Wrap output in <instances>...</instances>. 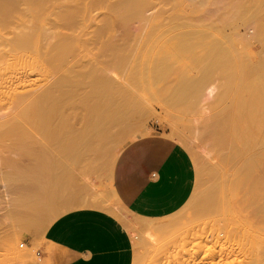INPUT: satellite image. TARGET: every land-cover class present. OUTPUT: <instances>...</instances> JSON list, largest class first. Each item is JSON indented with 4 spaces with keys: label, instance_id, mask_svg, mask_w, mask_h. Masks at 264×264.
<instances>
[{
    "label": "rangeland",
    "instance_id": "1",
    "mask_svg": "<svg viewBox=\"0 0 264 264\" xmlns=\"http://www.w3.org/2000/svg\"><path fill=\"white\" fill-rule=\"evenodd\" d=\"M33 1L35 0H24L25 3H23L22 0H17V2L14 3V7L17 9L18 14H21L20 16L25 18H23L24 21L22 17H20L21 21H24V24L21 23V25L17 26L12 23V25L9 24V26H6L3 30V44H0V51H3V53L5 52V54L7 53L5 56L6 58H4L7 60L0 65V121L3 120V116L5 120V115L9 116L8 114L10 113H16L17 108L14 107V102L16 101L17 95L31 93L30 96H35L53 83L59 74L56 68L50 66L48 61L38 54H25L13 60V55L10 54L12 46L9 44V41L14 38L21 27L26 26V28H29L33 32L42 31L51 34V43H48L46 48L54 44V42L58 40L60 34L80 37L82 42L81 46L78 47L79 49H77V52L69 59V63L76 64L75 69L77 70L79 67L81 68V66L78 67L77 64H81L82 66L84 64L85 67H90V65L98 64L100 61V63L111 61L113 59V54L110 51L109 45L112 43L125 49L129 63H133V61L137 60L141 70L145 68L144 62H147V79L144 78L140 80V84L142 83L140 88L142 89L139 88L136 92L133 91L135 96L140 99L142 98L141 100L146 104L149 110L145 113L147 117L144 116L143 124L141 123L143 134L141 136L136 135L125 145L119 146L115 159L111 162H106V166H101L100 170H98V167L104 158L106 147L99 148L96 155H94L88 163L85 161L82 164H76L71 160H67V163L70 164L73 169L77 167L74 169L75 171L79 168L77 170L79 177L78 184L79 187H83L82 189H84V192L82 193L86 192L85 194L90 204L72 205L62 211V213L74 207L93 205L92 202L98 199H102L101 205L94 206H103V203L106 202L109 196L108 192L103 188L104 181L109 177L111 167L123 149L140 137H168L183 145L190 154L193 162L195 182L189 200L191 199L194 189L198 187V184L206 188L211 181V177H207L206 173L204 174V172L199 171L200 163L205 162L207 165L217 169L219 173L217 178L218 182L221 185L224 184L223 191H225V193L227 192V195L223 194L221 196L222 199L224 195L226 196V199H221L222 202L226 200V204L223 202V209H221V207L217 212L207 215L204 214L206 216L201 215L193 218L194 216L190 215V218L184 219L175 229L169 233H163L164 235H162V233H160V235L158 231L156 232V230L153 229L141 228L140 223L144 221H164L175 217L183 211L189 200L177 212L161 220L139 218L132 220L126 215H123L121 210L116 206H106L113 213L121 217L122 220L136 232L134 234L137 257L136 263L264 264V260L260 261V256H258L260 252L255 250V248H258L259 244H261V239L256 240L258 244L255 243V241L254 243H248L251 238L248 237L247 240V236L249 235L245 232L246 228H248L254 232H261L264 234V230L249 224L247 225V223L244 224L246 218L243 217V208H240L241 206L239 207V196L238 193L234 191L233 187V183L240 173V161H238V157H235L236 149L241 148L243 142L235 138L223 146L215 143L217 134L214 132L213 127L218 111V90L209 94L205 87L201 86L199 88L202 78L206 75L210 78L213 77V71L210 69V66L213 65L216 56L222 59L228 57L232 66L231 72L234 77H239L246 68V66L241 63L242 60L237 58L238 49L245 53L253 49L254 51H258L261 56L260 49L262 44L259 43V41H250L252 34L251 27H253V25L251 24L250 27L248 26L250 25L249 18L246 16L239 17L232 10L228 12L226 10L219 11L218 9H221L222 6L217 8L218 5H214L212 2L207 3V5L205 3L200 7L199 4H197L198 0H182L183 2L179 0H148L151 4L145 9L144 16L141 18L136 17L135 19L131 18V20L126 19L127 21L122 19L123 12L118 6V3L123 0H101V3H97L94 6H91L92 0H47L48 2L45 1V3H41V6L44 5L43 7L40 6V2L38 3L37 0L35 2ZM77 1L82 5L79 3L77 5ZM227 1L228 0H223L222 2L221 0L222 4L225 2L223 4L224 6L227 4ZM46 4L48 7H46ZM37 7H41V10H38L40 12L37 11ZM80 7L82 8L80 9ZM180 7H182V9ZM43 8L45 12H43ZM76 8L78 9L76 10ZM216 8L219 12L215 13V15L214 11H217ZM18 9L21 11L20 13ZM66 10L68 11L66 12ZM117 10H120L121 13ZM208 10H213L209 11V13H213V20H215L214 15L217 16L218 14V16H220V12L225 13L221 15V21L217 25V31L212 32L187 27H173V29L161 40L149 43L150 38L156 36L155 21L152 20L154 17H162L159 22H163L164 24L168 21L170 22L172 16L177 15L178 17L176 16V19L173 17L172 21L181 23L184 19H182V13L188 12L190 14L195 12V14L198 15L203 13L206 17V15H208ZM73 11H75V13L77 12L76 15H71L70 12L74 13ZM68 12L70 13L68 16L71 19V16H73L76 22H73V19H68L69 22H73L74 24L72 23L73 25L70 24L66 26L64 19ZM77 14L80 15L78 16ZM260 21L264 23V16ZM255 24L258 25L259 23ZM146 49L150 50V54L147 57L142 53L140 54L141 51ZM9 55L11 59H8L10 58ZM247 58H249L248 54ZM142 63H144V66H142ZM126 70L128 71V68L108 66L106 71L117 84L120 83V85L118 84L120 87L127 88V84L126 87H124L123 83H126V81L130 82L131 77L125 74L127 72ZM116 74H118L120 78L115 76ZM139 78H143V74H140ZM222 82L223 79H219L215 84L219 86ZM212 83H214V80H212ZM140 93H142V95ZM81 122L79 118H73L72 120V123L77 127L81 126ZM148 128L147 134L146 130ZM242 131H244V129H242ZM254 136L257 137V141L253 148H250V152L256 151L261 143L264 142V126L259 132L255 129ZM2 141H0V146L5 147H0V264H36L38 259L37 253L34 247H30L28 239L32 237L36 239L41 233H35L32 226V228L29 227L31 228L30 230L29 228H24L25 230L23 231L20 222L21 215L19 216L16 212L20 207L18 204L22 185L20 183L22 182L19 179L10 180L13 181L10 182L8 181V176H6L14 169L13 165L6 161L7 159L10 158L16 161L19 167L23 165L29 166L31 164L30 161L34 162L35 160L34 156L32 157L35 151L30 152L31 154L28 152L31 155L28 156L27 150L30 149H23L24 153L22 152L23 154L20 153L18 156L19 151L16 152V150L13 151L7 148L6 144L8 142L10 143V141L7 140V143H5L6 141ZM113 141L114 140L111 139L108 145H113ZM186 142L188 146H190L189 148L186 146ZM5 149H8V151H5ZM10 151L11 153L9 154ZM193 151L195 153H193ZM2 152L3 154H7L8 158H5L4 156L6 155H3ZM15 152L16 154H14ZM193 154H197L196 157L199 156V159L201 158L200 160L202 161L200 162L198 157L196 161ZM19 161L22 162L20 163ZM196 162L199 165H197ZM4 176H6L7 179L4 178ZM97 177L100 182L93 187L94 189L98 188V190L93 195H90L92 190L91 185L84 181L92 182ZM7 182L9 184H7ZM17 186L20 187L18 188ZM225 186H228L227 189L230 187V190H227ZM100 187L101 189H99ZM224 188L226 190H224ZM227 205L229 206L228 208ZM14 212L16 214H14ZM17 219H19V221ZM133 226H137V229L141 230V232L138 233L137 229ZM144 241L147 244H144ZM20 243L24 244V246H21Z\"/></svg>",
    "mask_w": 264,
    "mask_h": 264
},
{
    "label": "bare ground",
    "instance_id": "2",
    "mask_svg": "<svg viewBox=\"0 0 264 264\" xmlns=\"http://www.w3.org/2000/svg\"><path fill=\"white\" fill-rule=\"evenodd\" d=\"M22 1L23 3L26 2H24V0ZM45 1L47 0H37L38 3L40 2V6L41 3L43 4ZM100 1L101 0H92L91 6L101 3ZM15 2H17V0H0V40L2 39L0 44H3L2 34L6 26H9V24L12 25V23L18 26L25 21V18L20 16L21 14L19 15L17 9L14 7ZM197 2L200 7H202L205 3L207 5V3L212 2L214 5H218L217 8L222 6L221 9H218L219 11L226 10L228 12L229 10H232L239 17L246 16L249 18L250 25L248 26L250 27L251 24L253 25V27H251L252 34L250 41H259V43L262 44L260 49L261 56L257 61L253 62L247 58V53L238 49L237 58L242 60L241 63L246 66L245 70H248V75L252 73L253 70L263 69L264 23L261 22L260 19L264 16V0H228L225 6L223 5L225 2L222 4L223 0L222 2L221 0H198ZM78 3L79 2L77 1V5ZM212 3L211 5L213 6ZM150 4L151 3L148 0H123L118 3V6L123 12L122 19L125 21L126 19L131 20V18L135 19L136 17H143L145 9L148 8ZM41 7H37V11L41 10ZM46 7H48V5ZM182 7L180 8L182 9ZM81 8L82 7H80V9ZM77 9L78 8H76V10ZM218 10L214 11V14L218 13ZM67 11L68 10H66V12ZM209 11L213 10H208V15H206V17L200 12L197 13H200L201 15L195 14V12L190 14L188 12L182 13V19H184H181L183 21L181 23L172 21L173 17L176 19L177 15L172 16V20L164 24L163 22H159L162 17H154L152 20L155 21L154 26L156 30V36H152L149 40V43H154L158 40H161L170 30L173 29V27H187L201 31H217V25L221 21V15L225 13L220 12V16H218V14L215 16V14V20H213V13L211 14ZM20 12L21 11H19V13ZM43 12H45L44 8ZM73 12L74 13L70 12L71 15H76L77 12ZM118 12H120V10ZM70 13L68 12V14L65 15L64 23L66 26L76 22L74 21L75 19L73 16H71L73 20L68 16ZM20 17H22V20H24L23 22L21 21ZM68 19L72 20L73 22H69ZM255 23L259 24L256 25ZM51 36L52 35L48 32H33L25 26L21 27L15 34L14 38L9 41V44L12 46L10 54L13 55H11L13 60L18 59L20 56L25 54H38L39 56H42L44 59H46L50 66L56 68L59 71V74L53 83L46 87L44 91L36 94L35 96H30L31 93L17 95L16 101L14 102V107L17 108H15L17 110L16 113H14V111V114L10 113L8 114L9 116L5 115V120L4 116L2 115L3 120L0 121V141H6L5 143H7V140L10 141V143L8 142L9 144L7 143L8 145L6 144L9 150H16V152L19 151L18 156L26 149H30L27 150V153L35 151L33 152L34 154H32V157L34 156L35 160L34 162L30 161L32 165L30 164L29 166L23 165L19 167L16 164V161L11 160L10 158L7 160L5 159L14 167V169L11 170L12 172L8 171L9 175H5L8 176V181L19 179L22 182L20 183L22 184L20 194L21 196L19 195V204L17 203L20 205V207L17 205L19 210L15 208L17 210L15 211L19 214V216L21 215L20 222L23 227V231L32 226L35 233L37 232L41 234L46 226L56 217H58V215H60V213H62V211H64L67 207L77 203L90 204V202H88L89 199L87 200L85 194L86 192L82 193L84 192V189H82L83 187H79L78 184L79 177L77 170L79 168L75 171L74 169L77 167L73 169L71 165L67 163V160H71L76 164H82L85 161L88 163L89 160L94 155H96L99 148L106 147L104 158L98 167V170H100V167L105 165L106 162H111L113 159H115L119 146L125 145L136 135L141 136L143 134V131L141 130V123L143 124L144 118L147 117L145 116V113L149 111L146 104L141 100L142 98L140 99L133 94V91L136 92V90L140 88L142 84H140V80L144 78L147 79V62L143 61L145 63V68H142L141 70L140 64L137 60L133 61V63H129L128 55L125 49L123 47L121 48V46L115 45V43H112L109 45L110 51L113 54V59L111 61L102 63H100V61L98 64H92V66L90 65V67H85L84 64V67L81 64H77L78 67L81 66V68L79 67L77 70L75 69L76 64L69 63V59L77 52V49H79L78 47L81 46V38L74 35L60 34L58 40L50 47L46 48L48 43H51ZM1 53H3V51H0V65L7 60L4 59L6 58L5 56L7 53ZM141 53L147 57L150 54V50L146 49L141 51L140 54ZM8 59H11V57ZM144 63H142V66H144ZM218 65L219 61L217 60L213 63V65L210 66V69L212 71L216 70ZM108 66L128 68V71L126 70L127 72L125 74L131 77V81H126V83H123L124 87H126L127 84V88L120 87V83H118V85L117 82L107 74L106 70ZM139 73L143 74V78H139ZM115 76L119 77L118 74ZM244 79L245 78L243 75L239 77L236 84V89L240 87ZM140 94L142 95V93ZM6 117L9 118L7 119ZM73 118L81 119V126H75L72 123ZM148 130L149 128L146 130L147 134ZM111 139L114 140V144L108 145ZM186 144L185 145L188 146L187 142ZM189 147L190 146H188V148ZM8 149H5V151H8ZM16 152L14 154H16ZM10 153L11 151L9 154ZM193 153L195 152L193 151ZM30 154L28 156H31ZM5 155L6 156L4 157L8 158L7 154ZM193 155L195 156L196 161L197 157L198 160L201 159H199V156L196 157L197 154ZM201 161L202 160H200V162ZM197 165L199 164L197 163ZM202 166L203 162L200 163V170H202ZM212 174L217 175V178L219 176L218 171L215 169L213 170ZM6 176H4V178H6ZM217 178L211 181L206 188H203L201 184H198V187L194 191L187 206L181 213H179V215L164 221H141V228L144 227L153 229L156 230V232L158 231L159 234L162 233V235H164L163 233L171 232L184 219L190 218V215H193V218H195L204 214L207 215L209 213L217 212L222 207L223 202L226 204V200L222 202L226 196L224 195L223 199L221 196L223 194L227 195V192L225 193V191H223L224 184L221 185ZM7 184L9 183L7 182ZM228 186H225V188L227 189ZM225 188L224 190H226ZM101 202L102 199H98L92 202V204L100 205ZM228 207L229 206L227 205V208ZM221 209H223V207ZM14 214L16 213L14 212ZM17 220L19 221V219ZM246 223L247 225L249 224L247 221L244 222V224ZM31 228H29V230ZM245 232L249 235L247 236V240L248 237L252 240L251 241L249 239L250 241H248V243H254V241L257 243L256 240L261 239V244H259V247L255 248V250L260 252V255H258L257 252L256 254L260 256V261H263L264 234L261 232H254L248 228H246ZM144 244L147 243L145 242ZM21 246H24V244H21Z\"/></svg>",
    "mask_w": 264,
    "mask_h": 264
},
{
    "label": "crops",
    "instance_id": "3",
    "mask_svg": "<svg viewBox=\"0 0 264 264\" xmlns=\"http://www.w3.org/2000/svg\"><path fill=\"white\" fill-rule=\"evenodd\" d=\"M219 58L214 60L220 61L213 77L202 78L199 88L205 87L209 94L218 90L215 143L223 146L235 138L243 142L236 149L240 173L233 187L243 217L264 230V142L250 152L257 141L255 129L259 132L264 126V69L249 75L248 70L243 71L245 79L236 89L241 75L234 77L228 57ZM219 79L223 82L218 86L215 82ZM214 169L217 170L203 162L199 171L213 181L217 178L212 174ZM84 182L91 185L90 195L97 192L93 186L99 184L98 177ZM194 182V165L183 145L163 136L137 138L113 163L103 184L109 195L103 206L71 208L56 217L36 239H28L37 253L36 264H137L136 232L106 206H116L132 220H161L186 204Z\"/></svg>",
    "mask_w": 264,
    "mask_h": 264
},
{
    "label": "built area",
    "instance_id": "4",
    "mask_svg": "<svg viewBox=\"0 0 264 264\" xmlns=\"http://www.w3.org/2000/svg\"><path fill=\"white\" fill-rule=\"evenodd\" d=\"M247 54H248L249 60L253 62L257 61L260 57L258 51H254L253 49L248 50Z\"/></svg>",
    "mask_w": 264,
    "mask_h": 264
}]
</instances>
